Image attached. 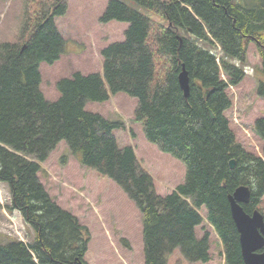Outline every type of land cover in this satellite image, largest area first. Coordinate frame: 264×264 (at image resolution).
Here are the masks:
<instances>
[{
    "label": "trees",
    "instance_id": "obj_1",
    "mask_svg": "<svg viewBox=\"0 0 264 264\" xmlns=\"http://www.w3.org/2000/svg\"><path fill=\"white\" fill-rule=\"evenodd\" d=\"M130 2L161 21L109 0L99 22L127 24L123 41L100 51L101 73L76 72L58 80L53 102L40 90L39 66L53 65L65 52L55 20L65 15L67 1L24 0L16 42L0 43V183L9 190L4 208L18 212L32 233L31 242L11 239L0 245V264H88L87 228L57 205L38 178L40 163L61 142L82 166L114 181L134 203L142 216L144 264H168L176 250L188 263H207L209 235L197 238L195 231L203 223L202 208L220 239L223 264H244L227 198L248 187L245 212L257 210L264 217L259 207L264 117L253 126L261 141L259 157L236 140L224 113L231 107L227 88L245 77L250 43L263 58L264 75V0ZM195 40L219 48V63ZM183 69L187 97L178 83ZM256 91L264 99V81ZM119 93L136 99L132 122L141 125L145 139L185 167L183 183L164 197L156 194L134 150L118 145L113 132L124 123L85 110L87 103H104ZM60 161L64 164L66 155Z\"/></svg>",
    "mask_w": 264,
    "mask_h": 264
},
{
    "label": "rangeland",
    "instance_id": "obj_2",
    "mask_svg": "<svg viewBox=\"0 0 264 264\" xmlns=\"http://www.w3.org/2000/svg\"><path fill=\"white\" fill-rule=\"evenodd\" d=\"M66 1L65 15L55 20V26L65 40V52L52 66L45 63L39 66L40 90L50 102L59 96L55 88L58 80L68 78L75 72L82 75L99 73L102 68L100 51L109 44L122 42L128 26L116 22L100 24L99 19L109 0ZM122 1L147 17L161 21L130 0ZM23 3L24 0H0V43L16 42ZM195 42L200 48L212 50L219 58V48L214 50L204 42ZM242 68L244 79L226 90L231 107L224 115L242 147L251 154L261 156V141L253 132V126L257 119L264 117V99L258 97L256 91L258 82L264 81L263 58L254 43L247 46ZM136 105V99L119 93L105 103H87L85 110L124 123L123 129L114 132L117 143L121 147H132L138 165L152 177L156 194L164 197L183 183L185 167L146 141L141 125L132 122V111ZM63 155H66L64 164L60 161ZM40 166L38 178L50 197L87 228L90 241L85 261L88 264H144L142 216L114 181L82 166L76 157L67 152L64 143H60ZM8 202V187L0 183V245L9 243L11 239L31 242V230L22 221L20 214L5 213L4 207ZM259 207L264 213V196ZM200 214L205 219V211L201 210ZM205 233L209 235L210 241V261L207 264H223L220 241L204 220L196 228V236L202 238ZM168 264L191 263L186 262L180 251L176 250Z\"/></svg>",
    "mask_w": 264,
    "mask_h": 264
},
{
    "label": "water",
    "instance_id": "obj_3",
    "mask_svg": "<svg viewBox=\"0 0 264 264\" xmlns=\"http://www.w3.org/2000/svg\"><path fill=\"white\" fill-rule=\"evenodd\" d=\"M179 87L184 97L189 93L188 76L184 69L178 75ZM208 91L205 92V96ZM210 117L213 115L209 111ZM234 167V161L229 162ZM250 199V191L246 186H240L228 196L230 215L238 233L241 258L244 264H264V218L258 211L247 214L243 205Z\"/></svg>",
    "mask_w": 264,
    "mask_h": 264
}]
</instances>
